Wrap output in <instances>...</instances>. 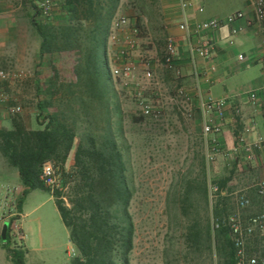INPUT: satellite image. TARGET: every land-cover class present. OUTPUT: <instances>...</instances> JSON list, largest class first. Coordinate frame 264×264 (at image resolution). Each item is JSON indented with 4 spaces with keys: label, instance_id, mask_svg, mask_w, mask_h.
<instances>
[{
    "label": "rangeland",
    "instance_id": "374dc122",
    "mask_svg": "<svg viewBox=\"0 0 264 264\" xmlns=\"http://www.w3.org/2000/svg\"><path fill=\"white\" fill-rule=\"evenodd\" d=\"M20 1L25 14L21 16L22 24L28 29L27 50L31 55L33 40L30 33L32 30L35 32L33 24H65L68 20L64 11L66 0H53L49 19L40 16L36 0ZM161 1L119 0L115 10V15L125 16L132 26L138 28L139 50L153 60L155 87L144 92L154 106L151 116L142 115L133 94L122 91L115 84L106 66L112 90L111 127L127 161L128 176L133 187L130 213L135 233L129 262L226 264L224 254L220 251L225 239L219 232H213L212 220L215 210H219L220 217H226L237 212L238 207L234 197L220 196L212 203L209 197L206 202L201 191L202 160L205 157L203 120L195 101L185 110L182 100L177 98L178 90L183 88L189 92L193 89V82L189 77L175 76L161 62L169 37L162 23ZM35 36L40 41L36 32ZM113 49L112 46L109 52L107 49V54H112ZM79 61L76 52L47 54L46 62L30 63L32 71L29 75L4 88L8 96L5 111L9 113L10 107L21 106V113L9 114L12 120H22L28 129H31L27 125L30 122L35 127L39 125V115L42 120H46L56 114H64L62 120L75 124L78 137L64 167L66 174L73 170L79 137L86 128L82 123L85 117L93 131L101 132L106 127V101L93 96L88 89L81 88L76 78ZM0 67L24 71L13 60L0 62ZM139 74L142 77L143 71ZM117 106L119 109H116ZM237 126L240 129V124ZM234 156L220 154L208 171V180L216 184L229 179L232 184L226 190L230 193L243 191L260 181L258 175L249 178L246 174L248 164L243 158ZM59 172L60 189L33 191L23 203L22 214L12 221L15 231L10 237L11 248L23 251L27 248L28 264H72L78 255L70 243L69 232L63 224L55 199L51 196L53 192L59 191L70 206L69 184L65 183L66 178L63 179L60 168ZM188 190L191 193L187 195ZM244 192H248L252 200L250 208L241 210V214L247 217L259 212L260 202L257 198L253 201L250 193L254 190ZM10 225L9 221L3 225L2 233L7 230V236ZM192 230L201 232L198 244L189 240Z\"/></svg>",
    "mask_w": 264,
    "mask_h": 264
},
{
    "label": "trees",
    "instance_id": "16d2710c",
    "mask_svg": "<svg viewBox=\"0 0 264 264\" xmlns=\"http://www.w3.org/2000/svg\"><path fill=\"white\" fill-rule=\"evenodd\" d=\"M118 1L66 0L64 11L68 20L65 24H33L40 38V54L76 52L80 58L77 82L93 96L106 101V127L101 132L88 126L87 116L82 122L86 128L79 137L72 172L66 174L64 167L78 136L75 124L62 120L64 114L46 120L39 115L37 119L42 128L37 130L28 129L18 118L12 120L11 130L0 129V153L9 166L18 170L24 187L19 202L20 213L31 192L51 191L40 179L45 162H53L61 169L63 179L66 178L70 206L59 191L53 192L52 196L78 253L72 264H130L129 255L134 245L135 225L130 213L133 187L127 161L111 127V78L103 60L108 29ZM202 173L201 191L207 202L209 188L205 157ZM227 184V179L217 183L221 191L226 190ZM189 193L190 190L187 195ZM214 215L220 217L219 210H215ZM218 232L225 239V245L220 248L225 263L235 264V250L228 230ZM200 233L192 230L189 240L198 244ZM10 241L8 236L6 251L10 260L13 264H26V252L11 248Z\"/></svg>",
    "mask_w": 264,
    "mask_h": 264
},
{
    "label": "built area",
    "instance_id": "2783aa9c",
    "mask_svg": "<svg viewBox=\"0 0 264 264\" xmlns=\"http://www.w3.org/2000/svg\"><path fill=\"white\" fill-rule=\"evenodd\" d=\"M181 9V20L178 24L183 34L185 49L192 66V75L197 91L198 109L203 120V138L205 146V159L207 168L215 162L220 154L227 156L239 155L245 149L247 159L253 160L256 154L264 151V137L253 138L256 133V125L251 122L246 126L238 137V144L226 150L219 141L223 130L225 109L229 103L227 98H214L201 92L200 83L206 75V71L199 66L200 60H210L214 55L215 42L212 34L225 26L230 27L231 37H237L243 26L240 22L245 21L247 26L254 23L264 22V0H252L254 10L252 18L247 19L242 10L227 14L225 17L210 18L203 21L192 20L189 12H204V7L197 5L195 0H178ZM40 16L49 19L53 11V0H36ZM138 28L132 26L125 16L113 17L107 34L106 50L103 57L105 65L109 69L115 84L124 92L129 93L136 100V105L142 115L153 114V104L145 97V90H154V63L151 58L144 56L139 50L137 38ZM264 45V40H263ZM114 47V52L107 54V49ZM181 51L176 38L168 37L165 42L161 62L164 67L175 76H181L179 61ZM243 61L244 56L240 55ZM143 71L142 77L139 72ZM215 71L212 66L210 71ZM27 76L24 71H12L0 69V107L7 102L8 96L2 92L3 87L14 81H20ZM262 96V97H261ZM177 98L183 102V108L187 110L192 103L190 94L183 88L177 92ZM248 103L260 105L264 99V86L260 89L247 92ZM21 106L9 108V113L16 115L21 113ZM253 136V137H252ZM44 186L50 190H58L61 187L59 168L53 162H45L40 176ZM209 197L211 203L220 196L234 197L238 211L226 217H214L212 220L213 232L227 229L235 250V264H264V180L252 184L260 200L262 210L247 217L241 214L252 206L251 198L244 191L230 193L220 190L219 186L211 179L208 180ZM22 189L19 186L6 184L0 181V225L9 221L11 223L9 236L15 231L12 221L20 216L19 202L22 197Z\"/></svg>",
    "mask_w": 264,
    "mask_h": 264
},
{
    "label": "crops",
    "instance_id": "0c3cea01",
    "mask_svg": "<svg viewBox=\"0 0 264 264\" xmlns=\"http://www.w3.org/2000/svg\"><path fill=\"white\" fill-rule=\"evenodd\" d=\"M24 1L26 2L27 0ZM161 2V13L164 19L162 23L168 31L169 37L176 38L178 41V46L181 51V59L179 61L181 74L183 77H189L191 82H193V89L189 90L188 93L192 98V102L195 101L198 105L192 66L185 49L183 34L178 28L181 20L179 1L162 0ZM195 2L197 5L204 7V12L198 13L194 10L189 12V15L194 21L225 17L227 14L237 10H242L247 19L252 18L254 15V10L251 5L252 0H195ZM22 5L20 0H0V62L13 60L20 64L24 68L22 70L29 75L30 71H32L30 63L46 62L47 54L43 56L40 54V41L36 38L35 32H33L34 30L30 33L31 39L33 40V51L31 55L28 53V29L22 24L21 16L24 14ZM240 24L244 29L237 37H231L230 27L228 26L213 33L211 36L215 42L214 55L210 60L199 61V66L206 71V75L200 83L201 92L205 95H211L214 98H227L229 101L225 109L223 130L219 136V141L226 150H230L238 144V137L251 122H254L256 125V133L252 137L255 139L257 137H264V99L257 106L248 103L247 99L248 91L260 89L264 86V45L262 43L264 40V22L254 23L250 26H247L245 21L240 22ZM240 55L244 56L243 61L239 60ZM26 66L29 68H26ZM212 66L215 67V71H210ZM0 69L3 68L0 67ZM7 86L3 87L2 92H5L4 88ZM7 104L6 102L0 107V128L11 130L13 128V122L10 114L5 111ZM237 124H240V129L237 128ZM27 125L32 130L42 128L38 124H36V127L33 126L31 122ZM241 125L243 126L242 128ZM237 157L243 158L246 165L248 164L246 174L249 178L258 175L260 180H264V151L256 154L253 160H248L246 151L243 149ZM0 181L19 186L22 191L24 190L18 170L9 166L1 153ZM227 181V187H230L229 185L232 182L229 179ZM251 187L252 184L242 190H254ZM250 194H252L251 196L254 202L256 198L260 202L256 190ZM221 197L224 198L225 196ZM25 200H27V197ZM262 209L260 203L259 211ZM3 225H0V264H13L4 246L7 243V239L4 242L1 240ZM25 252V260L26 264H28L29 253L27 248Z\"/></svg>",
    "mask_w": 264,
    "mask_h": 264
},
{
    "label": "water",
    "instance_id": "95a60500",
    "mask_svg": "<svg viewBox=\"0 0 264 264\" xmlns=\"http://www.w3.org/2000/svg\"><path fill=\"white\" fill-rule=\"evenodd\" d=\"M2 239L6 240L7 239V230H4L2 233Z\"/></svg>",
    "mask_w": 264,
    "mask_h": 264
}]
</instances>
